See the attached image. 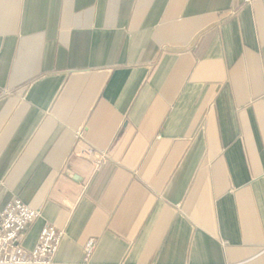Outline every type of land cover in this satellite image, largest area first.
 Wrapping results in <instances>:
<instances>
[{
	"label": "crops",
	"instance_id": "crops-1",
	"mask_svg": "<svg viewBox=\"0 0 264 264\" xmlns=\"http://www.w3.org/2000/svg\"><path fill=\"white\" fill-rule=\"evenodd\" d=\"M15 199L56 264H264V0H0Z\"/></svg>",
	"mask_w": 264,
	"mask_h": 264
},
{
	"label": "built area",
	"instance_id": "built-area-1",
	"mask_svg": "<svg viewBox=\"0 0 264 264\" xmlns=\"http://www.w3.org/2000/svg\"><path fill=\"white\" fill-rule=\"evenodd\" d=\"M92 148H83L78 155L94 160L97 166L102 163ZM41 217V212L15 199L3 210H0V264H56L58 252L64 232L46 224L40 234L36 246L27 250L23 246L28 228ZM96 249L95 240L91 239L85 246L86 261Z\"/></svg>",
	"mask_w": 264,
	"mask_h": 264
}]
</instances>
